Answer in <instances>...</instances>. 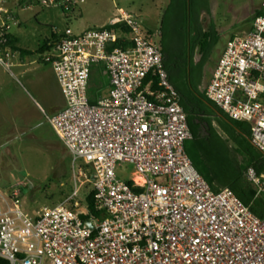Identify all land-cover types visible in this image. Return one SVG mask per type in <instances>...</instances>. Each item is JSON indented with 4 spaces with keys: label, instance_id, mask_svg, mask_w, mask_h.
<instances>
[{
    "label": "built area",
    "instance_id": "built-area-1",
    "mask_svg": "<svg viewBox=\"0 0 264 264\" xmlns=\"http://www.w3.org/2000/svg\"><path fill=\"white\" fill-rule=\"evenodd\" d=\"M84 2L28 4L69 14ZM6 3L0 0V62L11 65L5 43L16 20ZM260 10L246 35L227 39L204 89L227 117L250 125L264 154V0ZM152 37L141 16L120 9L98 28L66 29L44 55L65 102L44 114L71 156L74 190L31 216L20 191L0 185V258L8 264H264V218L230 189L213 191L185 150L186 114ZM100 64L108 94L91 102L89 79ZM123 163L133 167L127 179L119 176ZM247 178L259 185L253 168ZM85 184L103 212L86 220L92 227L79 203L70 205Z\"/></svg>",
    "mask_w": 264,
    "mask_h": 264
},
{
    "label": "rangeland",
    "instance_id": "rangeland-1",
    "mask_svg": "<svg viewBox=\"0 0 264 264\" xmlns=\"http://www.w3.org/2000/svg\"><path fill=\"white\" fill-rule=\"evenodd\" d=\"M6 1L16 20L11 33L29 54L12 51L11 65L0 62V185L19 190L21 208L34 216L63 202L74 190L71 156L44 114L58 110L63 96L52 68L43 60L47 51L42 53L38 48L52 34H62L66 29L77 35L98 28L119 15L120 9L141 16L145 30L155 31L169 0H85L69 14L58 8ZM262 2L208 0L209 10L201 12L200 22L217 35L208 70L216 65L227 39L248 33L251 16ZM132 175L133 167L123 163L119 176L127 179ZM89 186L82 185L70 202L79 203L77 211H86Z\"/></svg>",
    "mask_w": 264,
    "mask_h": 264
},
{
    "label": "trees",
    "instance_id": "trees-1",
    "mask_svg": "<svg viewBox=\"0 0 264 264\" xmlns=\"http://www.w3.org/2000/svg\"><path fill=\"white\" fill-rule=\"evenodd\" d=\"M19 2L29 3L31 0ZM208 10V0H169L160 21L163 34L159 44L161 63L186 114L191 137L184 147L192 164L213 191L230 189L254 215L263 219L264 192L257 194L246 180V174L249 168H253L258 176L264 174V154L250 140L248 123L230 119L205 96L204 88L215 65L209 70L207 67L217 43L213 28L204 29L200 22L201 12ZM261 13L260 9L256 10L251 21ZM148 33L152 35L153 31ZM61 36L52 34L38 51H50ZM18 42L12 33L6 35L5 46L13 52L28 55L29 51L18 46ZM117 45L124 47L120 43ZM108 86L109 78L104 67L95 65L89 79L90 101L95 102L107 95ZM85 203L88 212L80 213L83 221L91 214L103 216V212L94 206L93 191H88ZM0 264L8 263L0 258Z\"/></svg>",
    "mask_w": 264,
    "mask_h": 264
},
{
    "label": "crops",
    "instance_id": "crops-1",
    "mask_svg": "<svg viewBox=\"0 0 264 264\" xmlns=\"http://www.w3.org/2000/svg\"><path fill=\"white\" fill-rule=\"evenodd\" d=\"M108 21H109V20H108ZM108 21L102 23L100 26L105 25L106 23H108ZM17 39H18V38H17ZM18 41H19V39H18ZM21 55H22V54H21ZM63 100H64V98H63ZM64 104H65V102L63 101L62 106H61L58 110H55V112H57V111H59L60 109H62V108L64 107ZM55 112H54V113H55ZM212 123H217V122L213 121ZM255 174H256V173H255ZM256 176H257V178L259 179V185L255 184L254 182H252L251 180H249V179L247 178V174H246V180H247V181L253 186V188H254V190L257 192V194H260V193H263V192H264V174L261 175V176H258V175L256 174Z\"/></svg>",
    "mask_w": 264,
    "mask_h": 264
},
{
    "label": "flooded vegetation",
    "instance_id": "flooded-vegetation-1",
    "mask_svg": "<svg viewBox=\"0 0 264 264\" xmlns=\"http://www.w3.org/2000/svg\"><path fill=\"white\" fill-rule=\"evenodd\" d=\"M160 21H161V19H160ZM160 21H159V23H158V28L155 30V31H153V34H152V38H153V40H154V42L159 46V48H160V43H161V37H162V32H161V30H160Z\"/></svg>",
    "mask_w": 264,
    "mask_h": 264
},
{
    "label": "water",
    "instance_id": "water-1",
    "mask_svg": "<svg viewBox=\"0 0 264 264\" xmlns=\"http://www.w3.org/2000/svg\"><path fill=\"white\" fill-rule=\"evenodd\" d=\"M220 115H221V114H218V116H220ZM86 224H87L88 226L92 227V223H91V222L86 221Z\"/></svg>",
    "mask_w": 264,
    "mask_h": 264
},
{
    "label": "bare ground",
    "instance_id": "bare-ground-1",
    "mask_svg": "<svg viewBox=\"0 0 264 264\" xmlns=\"http://www.w3.org/2000/svg\"><path fill=\"white\" fill-rule=\"evenodd\" d=\"M138 179V178H137Z\"/></svg>",
    "mask_w": 264,
    "mask_h": 264
}]
</instances>
